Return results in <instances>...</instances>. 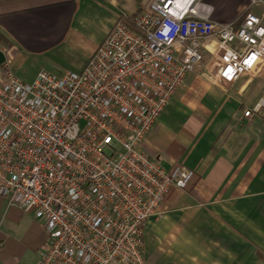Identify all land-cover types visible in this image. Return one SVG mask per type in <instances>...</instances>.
Segmentation results:
<instances>
[{"label":"built area","instance_id":"built-area-1","mask_svg":"<svg viewBox=\"0 0 264 264\" xmlns=\"http://www.w3.org/2000/svg\"><path fill=\"white\" fill-rule=\"evenodd\" d=\"M248 10L222 23L204 0H155L136 30L117 21L80 72L26 83L2 64L0 196L43 223L38 264H145L148 220L195 173L166 169L140 143L203 51L226 82L264 60V26Z\"/></svg>","mask_w":264,"mask_h":264},{"label":"crops","instance_id":"crops-1","mask_svg":"<svg viewBox=\"0 0 264 264\" xmlns=\"http://www.w3.org/2000/svg\"><path fill=\"white\" fill-rule=\"evenodd\" d=\"M155 0H0V67L88 41V21L106 19L99 42L115 23ZM214 21L239 24L246 10L264 26V6L251 0H204ZM84 45V44H83ZM37 74L29 81L33 82ZM24 81H28L25 80ZM250 111L251 117H245ZM140 150L166 169L194 171L186 189H172L161 218L145 229V264H264V60L235 82L220 77V63L203 51L201 64L166 106ZM48 237L41 221L9 207L0 196V264H38Z\"/></svg>","mask_w":264,"mask_h":264},{"label":"rangeland","instance_id":"rangeland-1","mask_svg":"<svg viewBox=\"0 0 264 264\" xmlns=\"http://www.w3.org/2000/svg\"><path fill=\"white\" fill-rule=\"evenodd\" d=\"M106 19L102 16L98 18L90 19L88 27L90 31H86L88 35V41H84L82 47L78 48L74 52H56L57 55L48 59H43L41 57L30 58L21 61L18 67L14 68L15 72L18 74L17 77L26 83H32L29 79L33 78L35 74L38 75L40 71H45L50 74L62 75L68 72H80L79 68L83 66L86 62V52L85 49L88 44H94V42H99L102 38L106 26ZM40 262V261H39ZM38 262V263H39Z\"/></svg>","mask_w":264,"mask_h":264},{"label":"trees","instance_id":"trees-1","mask_svg":"<svg viewBox=\"0 0 264 264\" xmlns=\"http://www.w3.org/2000/svg\"><path fill=\"white\" fill-rule=\"evenodd\" d=\"M142 12H143V10H139V11H137L135 14H133V15H131V16L124 17L122 21L125 23V25H127V26H128L129 28H131L132 30H136V28L133 26L132 21H133V19H134L137 15H139V14L142 13ZM7 42H9V40H8L7 37H6L5 35H3V34L1 33V31H0V44H1V43H7Z\"/></svg>","mask_w":264,"mask_h":264}]
</instances>
